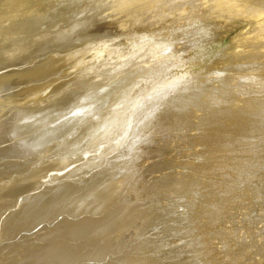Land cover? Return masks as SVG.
Wrapping results in <instances>:
<instances>
[{
	"label": "rangeland",
	"instance_id": "rangeland-1",
	"mask_svg": "<svg viewBox=\"0 0 264 264\" xmlns=\"http://www.w3.org/2000/svg\"><path fill=\"white\" fill-rule=\"evenodd\" d=\"M12 1L0 0V264H264V0H44L41 18L11 23L29 7ZM171 74L176 90L134 124ZM97 82L112 119L65 154L15 153L20 108L78 102Z\"/></svg>",
	"mask_w": 264,
	"mask_h": 264
},
{
	"label": "bare ground",
	"instance_id": "bare-ground-1",
	"mask_svg": "<svg viewBox=\"0 0 264 264\" xmlns=\"http://www.w3.org/2000/svg\"><path fill=\"white\" fill-rule=\"evenodd\" d=\"M43 1L44 0H36V1L29 0V3H28L29 7L25 9L26 10L25 12H22V11L16 12L15 11V13H13L11 16L6 17V18L11 23H14L13 21L16 19H20V20L23 19L24 21L39 19V18H41V16L46 14L51 9V7L53 5V4H46V3L44 4V3H42ZM129 1H131V0H128V2ZM12 2H14L15 4H23L25 2V0H14ZM123 2H124V0H123ZM161 2H162V5L166 6L167 8H173L172 7L173 4L171 3V0H164ZM122 4H124V3H122ZM122 4H120V5H122ZM31 6L36 7V8L34 9ZM34 13H37V14H34ZM32 14H34V15H32ZM20 15H22L24 18H22V19H21V17L19 18L18 16H20ZM75 18H76L75 20L73 18L71 25L74 24L76 21H80L79 20L80 17L77 16ZM83 18H82V21H86L85 19L87 17L85 16ZM84 24H86V23H84ZM20 25H21V23H20ZM20 25L18 23V25H16L15 27H19ZM72 27L75 28V25ZM97 31H98V29H97ZM95 32H96V30H95ZM60 37H62V36H60ZM90 48H92V47H90ZM104 48H106V47H104ZM104 50H106V49H104ZM142 50H144V49H142ZM162 50H163V48H162ZM144 55H145V53H144ZM147 56L149 57V55H147ZM143 57H145V56H143ZM99 63H100V65H104V64L106 65V60L103 59ZM92 70H94V69H92ZM101 78H102V76H101ZM172 78H173V74H171L167 79L162 78L163 80L164 79L165 80L155 84L154 88L150 91V94L144 95V97H143L144 107L139 109V110H135L132 112V117L134 118L133 119L134 124L136 122H138V119L140 120L141 115H144L143 120H145V118L147 120L148 117L150 118V116H148V115H150L153 112L154 108L156 107V103L160 102L166 96L171 95L173 93V91L176 90L175 87H173ZM145 83H146V81H145ZM243 84L247 85L248 83L246 81V82H243ZM109 87L110 86L105 85L102 82H97V83H95V85L92 88L83 92L80 96L76 97V101H78V102L71 103V102H69L68 99H56L53 97V99H50V101L45 102L42 105L41 104H37V105L35 104L36 105L35 107L20 108L16 114L14 113L15 115L10 122V126H8L9 127L8 132H6L8 134L7 136L13 137V138H18V140L15 144V149H16L15 153H18L19 155H30L33 153H38L42 149L44 150V148L46 146H50L55 151V153H57V154H65L71 150L77 149L75 145L80 144L81 142L84 141L86 134L90 131V129L92 127L96 126L97 124L101 123L102 121L104 122V121L108 120L113 115L106 108L107 98L105 99V97H103L105 91H107L109 89ZM135 88H136V86H135ZM215 94H216V92H215ZM134 96H135V94H134ZM131 104H132V101H131ZM128 106H129V104H128ZM15 107H18V106H15ZM39 108L48 109L49 113L42 115V113L40 114L39 112H37V110ZM73 108H75V110H73ZM114 111H112V112L114 113ZM124 119H125V116H124ZM126 119H127V117H126ZM119 122H120V120H119ZM134 124H133V126H134ZM108 127H110V126H108ZM32 128H33V130H34V128L38 129L37 134L34 135V133H33V135L32 134L28 135V132L29 131L31 132ZM123 128H124V126H123ZM106 130H108V129L106 128ZM34 132H35V130H34ZM0 133H1V129H0ZM106 133H107V131H106ZM107 140H109V139H106V141ZM110 140H112V139H110ZM95 149H97V147ZM80 151H83V149H81Z\"/></svg>",
	"mask_w": 264,
	"mask_h": 264
}]
</instances>
